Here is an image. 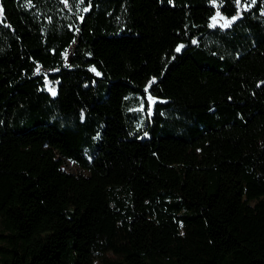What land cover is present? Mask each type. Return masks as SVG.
<instances>
[{"label": "trees", "instance_id": "16d2710c", "mask_svg": "<svg viewBox=\"0 0 264 264\" xmlns=\"http://www.w3.org/2000/svg\"><path fill=\"white\" fill-rule=\"evenodd\" d=\"M0 224V264H264V0H0Z\"/></svg>", "mask_w": 264, "mask_h": 264}, {"label": "rangeland", "instance_id": "374dc122", "mask_svg": "<svg viewBox=\"0 0 264 264\" xmlns=\"http://www.w3.org/2000/svg\"><path fill=\"white\" fill-rule=\"evenodd\" d=\"M215 23H221V20L216 19ZM149 112H151V108L149 109ZM63 168H64V170H66L68 172L80 173V174H87L88 173L85 169L80 168L79 166L68 161L67 159L64 160ZM1 230H2V226L0 224V233H1Z\"/></svg>", "mask_w": 264, "mask_h": 264}, {"label": "snow or ice", "instance_id": "6c2138e0", "mask_svg": "<svg viewBox=\"0 0 264 264\" xmlns=\"http://www.w3.org/2000/svg\"><path fill=\"white\" fill-rule=\"evenodd\" d=\"M170 2H171V0H170ZM213 2H214V0H213ZM251 2H252V4H255V3H256V0H251ZM235 3H236L237 5H239V4L241 3V0H235ZM248 7H249V5H245V10H247ZM217 15H219V13H218ZM237 18H238L237 15H233V16L231 17V21H235ZM211 19H212L213 21H215V20L217 19V17H216V16H213ZM231 21L226 22L223 26H224V27H227V26H228V23H230ZM181 47H183V45H178L176 51L179 52L180 49H181ZM92 71H95V68H92ZM97 75H100V73H97ZM150 83H151V82H150ZM145 135H147V133H145Z\"/></svg>", "mask_w": 264, "mask_h": 264}]
</instances>
